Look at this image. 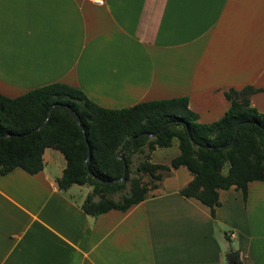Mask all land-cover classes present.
<instances>
[{"label": "crops", "instance_id": "obj_1", "mask_svg": "<svg viewBox=\"0 0 264 264\" xmlns=\"http://www.w3.org/2000/svg\"><path fill=\"white\" fill-rule=\"evenodd\" d=\"M56 82L109 109L187 97L201 123L225 113V90L252 85L264 112V0H0V94ZM171 146L150 161L169 166ZM43 161L0 174V264H230L232 251L264 264V181L246 197L221 189L212 216L179 193L193 177L181 165L128 210L94 217L88 185L57 186L64 155L46 148Z\"/></svg>", "mask_w": 264, "mask_h": 264}, {"label": "trees", "instance_id": "obj_2", "mask_svg": "<svg viewBox=\"0 0 264 264\" xmlns=\"http://www.w3.org/2000/svg\"><path fill=\"white\" fill-rule=\"evenodd\" d=\"M259 90L252 85L225 90L229 107L211 123L198 121L187 97L109 109L78 87L59 82L13 98L0 94V174L17 167L37 173L44 166V150L55 148L66 160L58 188L88 185L91 191L81 209L95 217L111 209L128 210L158 187L170 168L183 165L193 177L179 193L196 198L214 216L221 189L235 187L246 197L249 182L264 181V112L251 104V95ZM174 139L179 154L169 166L150 161L156 147L171 146ZM123 149L124 161L118 158ZM124 163L125 180L110 183L122 177ZM236 261L242 264L238 255Z\"/></svg>", "mask_w": 264, "mask_h": 264}, {"label": "water", "instance_id": "obj_3", "mask_svg": "<svg viewBox=\"0 0 264 264\" xmlns=\"http://www.w3.org/2000/svg\"><path fill=\"white\" fill-rule=\"evenodd\" d=\"M52 110H53V108L51 109V111H50L49 114L52 113ZM70 112H71V113L77 118V121L80 122V119H79V117L77 116V114L75 113V111H74L73 109L70 108ZM46 122H47V119L45 120V122H44L41 126L37 127V129H41V128L46 124ZM150 135H152V134H150ZM133 140H134V139H133ZM222 147H224V146H222ZM123 152H124V149L121 150V151L118 153V158H120V159H122V160L124 161V157L121 156ZM90 157H91V153H90V150H89V154H88V157H87L86 162H88V161L90 160ZM124 168H125V169H124V173H123V175H122L121 178H117V179L111 180V181H109V182H110V183H114V182H122V181H124V180H125V171H126V164H125V163H124ZM237 254H238L237 251H232L231 253H229L228 257H229V263H230V264H237V261H236V256H237Z\"/></svg>", "mask_w": 264, "mask_h": 264}, {"label": "rangeland", "instance_id": "obj_4", "mask_svg": "<svg viewBox=\"0 0 264 264\" xmlns=\"http://www.w3.org/2000/svg\"><path fill=\"white\" fill-rule=\"evenodd\" d=\"M162 149V148H161ZM163 152H160V153H157V155H160V156H163L164 154H166V158L169 157V156H172L173 154H176L177 153V146L176 144L171 146V147H168V148H163L162 150ZM162 153V154H161ZM161 162H168L167 159H161ZM76 187V186H75ZM76 189V188H75ZM231 245L233 247H236V242H231ZM230 253V252H229ZM228 253V254H229ZM227 263L229 262V257L227 258Z\"/></svg>", "mask_w": 264, "mask_h": 264}, {"label": "built area", "instance_id": "obj_5", "mask_svg": "<svg viewBox=\"0 0 264 264\" xmlns=\"http://www.w3.org/2000/svg\"><path fill=\"white\" fill-rule=\"evenodd\" d=\"M93 2L97 3V4H103L104 0H92ZM230 237H233V234L230 233L229 234Z\"/></svg>", "mask_w": 264, "mask_h": 264}]
</instances>
